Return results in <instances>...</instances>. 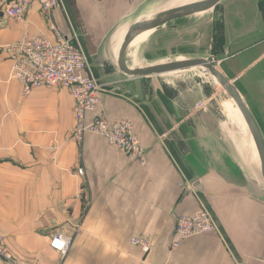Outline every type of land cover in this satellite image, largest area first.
<instances>
[{
    "label": "crops",
    "instance_id": "0c3cea01",
    "mask_svg": "<svg viewBox=\"0 0 264 264\" xmlns=\"http://www.w3.org/2000/svg\"><path fill=\"white\" fill-rule=\"evenodd\" d=\"M62 1L49 16L34 3L24 22H0V234L12 256L10 262L0 258V264H264L261 162L235 103L229 102L240 132L238 124L224 121L218 103L204 106L220 86L211 76L209 83L197 78V70L172 73L177 75L163 86L148 82L136 92L127 85L132 77L119 69L129 28L149 17H140V7L166 0ZM201 1L172 0L161 13ZM231 5L223 9L222 31L210 34L221 45L210 58L250 114L264 117V2ZM48 19L64 36L80 38L105 87L89 120L130 121L146 151L145 166L98 136L88 134L81 143L72 138L69 91L35 89L25 95L11 78L5 47L26 35L54 39ZM205 29L200 27L201 37ZM190 77L183 87L171 84ZM242 131L248 160L235 140ZM182 183L194 191L182 189ZM202 207L211 211L218 230L172 251L179 217ZM56 235L72 237L66 255L50 247ZM133 239L150 240V253Z\"/></svg>",
    "mask_w": 264,
    "mask_h": 264
},
{
    "label": "built area",
    "instance_id": "2783aa9c",
    "mask_svg": "<svg viewBox=\"0 0 264 264\" xmlns=\"http://www.w3.org/2000/svg\"><path fill=\"white\" fill-rule=\"evenodd\" d=\"M38 3L45 15L63 7L62 0H0V22L6 18L24 22L29 8ZM54 32V39L46 36H24L21 41L5 47L11 62V78L23 86L25 95L35 89H65L74 101L75 126L71 137L81 143L88 134L103 138L120 152L135 156L142 166L146 165V151L128 120L109 122L104 118L89 120L88 116L96 112L101 103L105 87L95 75L90 58L80 40L73 34L64 36L58 32L48 19ZM215 66L214 58L209 60ZM77 174H84L82 169ZM184 190L194 191L191 184L182 183ZM218 230L213 214L202 207L195 215L179 217L172 238L171 249L177 250L182 242L191 238L204 236ZM72 243V237L56 235L50 247L66 255ZM134 245L140 246L145 253H150L152 242L148 239H133ZM0 258L10 262L12 256L5 244V237L0 234Z\"/></svg>",
    "mask_w": 264,
    "mask_h": 264
},
{
    "label": "rangeland",
    "instance_id": "374dc122",
    "mask_svg": "<svg viewBox=\"0 0 264 264\" xmlns=\"http://www.w3.org/2000/svg\"><path fill=\"white\" fill-rule=\"evenodd\" d=\"M171 1L172 0H166L163 2H147L144 6L140 7V17L143 14L149 17L141 19L140 22L146 21L152 17L154 18L157 14H160L163 9L167 8V6L170 5ZM234 1L235 0H223L216 7H214L208 12H205L204 14L193 15L190 17H185L172 21L160 29H157L153 32L141 36L136 40L134 44L135 49H130L128 51V54L131 53L132 55L131 58L127 56V61H129L132 67L137 68H144L157 64L171 63L175 61H184L185 59L201 58L211 61L212 58H210V55H213L212 53H217L218 49L221 48V45L218 44L215 35V37H213V41H210V39L212 38L210 34H218L220 33V31H222L220 21L222 19L221 15L223 14V9L225 7H231L232 2ZM260 1L264 2V0ZM211 24L213 25V27H211ZM175 26L179 28L177 32L174 31ZM203 26H206V29L203 31L204 33H202L203 36L201 37L200 27ZM215 65H218V62ZM189 70H197V72L199 71L200 74L197 78H200L205 82L211 83V75L207 72L206 69L198 67ZM187 71L177 74L182 75ZM177 74L157 75L144 78L132 77V79H130L131 81H129L127 85L130 86L136 92L137 90L140 92V86H149L148 82H151V87L153 86V84L155 86H163L167 83L166 78L176 76ZM191 78L193 77L179 79L171 84H180L181 87H183L185 84L191 81ZM212 80L219 85V83L214 80V77H212ZM140 81L142 82L141 85ZM213 93V98L210 99L208 102L204 103V106L209 105L212 101L218 103L222 112H224V121H226L227 124H232L231 121H233V123L237 127L238 120L236 119L235 121L234 112L230 109L231 106L229 102L231 101V98L224 90H222V87L220 86H214ZM254 119L258 124V127L261 131L264 140V117H257ZM238 127L239 128L237 129L239 130V132L243 130L242 125L240 126L238 124ZM245 134L246 132L243 133L242 131V135L241 133H239L238 137L235 140L241 144L242 150L240 148L239 155H241V157L245 160H248L252 156L250 155L249 151L244 150L245 141L248 140V136ZM253 174H255L254 179H257V182H260L259 172H255L253 170Z\"/></svg>",
    "mask_w": 264,
    "mask_h": 264
},
{
    "label": "water",
    "instance_id": "95a60500",
    "mask_svg": "<svg viewBox=\"0 0 264 264\" xmlns=\"http://www.w3.org/2000/svg\"><path fill=\"white\" fill-rule=\"evenodd\" d=\"M222 0H204L181 8L172 9L166 12L157 14L155 18L147 22H136L128 31L119 53L118 65L122 73L128 77L144 78L150 76L164 75L172 72L188 70L196 67L206 69L220 84L228 96L235 102L249 128L252 138L255 142L258 155L261 162V172L264 180V140L261 131L254 117L250 114L248 107L238 92L232 81H229L213 64L207 59H188L183 62H171L165 64H157L147 68L130 70L127 64V56L131 43L136 39L138 34L155 31L164 27L172 21L190 17L199 13L208 12L216 7Z\"/></svg>",
    "mask_w": 264,
    "mask_h": 264
},
{
    "label": "bare ground",
    "instance_id": "6f19581e",
    "mask_svg": "<svg viewBox=\"0 0 264 264\" xmlns=\"http://www.w3.org/2000/svg\"><path fill=\"white\" fill-rule=\"evenodd\" d=\"M204 13V12H203ZM200 14V13H199ZM155 18V17H154ZM154 18H151V19H148V20H146V21H143V22H147V21H151V20H153ZM150 32H153V31H147V32H143V33H140V34H138V36L136 37V39H138L139 37H141V36H143V35H145V34H147V33H150ZM135 39V40H136ZM134 40V41H135ZM133 41V42H134ZM133 42L131 43V45L133 44ZM131 45H130V47H129V50H130V48H131ZM177 62H183V61H177ZM147 68V67H146ZM196 68H198V67H196ZM203 68V67H202ZM192 69H194V68H192ZM131 70V69H130ZM189 70V69H188ZM182 71H187V70H182ZM182 71H177V72H172V73H178V72H182ZM208 72V71H207ZM172 73H168V74H164V75H169V74H172ZM209 73V72H208ZM210 74V73H209ZM211 75V74H210ZM212 76V75H211ZM213 77V76H212ZM216 79V78H215ZM217 81V80H216ZM218 82V81H217ZM220 85V84H219ZM232 100V99H231ZM233 101V100H232ZM234 102V101H233ZM235 103V102H234ZM234 106H235V108H238L235 104H234ZM239 109V108H238ZM240 111V110H239ZM241 113V112H240ZM241 117H242V120L243 121H245L244 120V118H243V116H242V113H241ZM246 123V122H245ZM246 126H247V124H246ZM248 127V126H247ZM249 129V128H248ZM251 134V133H250ZM252 136V135H251ZM255 143V142H254ZM256 146V145H255ZM257 149V148H256ZM258 152V151H257Z\"/></svg>",
    "mask_w": 264,
    "mask_h": 264
}]
</instances>
